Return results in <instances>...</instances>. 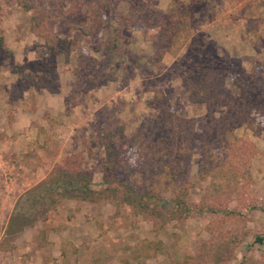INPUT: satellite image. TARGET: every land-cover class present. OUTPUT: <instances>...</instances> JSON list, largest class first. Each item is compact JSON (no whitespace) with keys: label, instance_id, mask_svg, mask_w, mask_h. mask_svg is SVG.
Listing matches in <instances>:
<instances>
[{"label":"rangeland","instance_id":"obj_1","mask_svg":"<svg viewBox=\"0 0 264 264\" xmlns=\"http://www.w3.org/2000/svg\"><path fill=\"white\" fill-rule=\"evenodd\" d=\"M20 1L32 6L0 0V264H264V243L255 239L264 237L260 109L254 112L256 125L236 130L255 147L251 181L232 178L228 186L223 178H200L194 148L187 199L193 211L186 218L158 230L152 218L134 214L120 198L90 202L55 196L51 206L49 201L38 206L50 208L32 225L6 233L21 198L58 166L81 168L95 189L103 188L99 184L110 159L99 136L118 123L126 141L114 146L117 176L131 181L126 163H138L148 143L171 135L149 122L146 138H138L142 123L159 113L150 102H168L183 118L203 116L207 108L182 84L181 67L224 66L225 92L238 94L244 84L264 87V0L115 1L118 14L137 20L130 25L98 17L106 0ZM151 13L161 15L160 21L153 17L147 26L146 19L138 20ZM170 24L179 27L163 36ZM75 70H82L80 76ZM45 93L65 94L64 111L45 112L38 101ZM221 110L217 107L216 114ZM160 192L167 199L160 206L167 209L174 191L170 186ZM210 206L242 215L213 212Z\"/></svg>","mask_w":264,"mask_h":264},{"label":"trees","instance_id":"obj_2","mask_svg":"<svg viewBox=\"0 0 264 264\" xmlns=\"http://www.w3.org/2000/svg\"><path fill=\"white\" fill-rule=\"evenodd\" d=\"M18 1L25 9L32 6L29 2ZM115 1L117 0L104 1L97 10L98 17L121 18L129 25L135 23L137 20H128L116 12ZM55 13L59 14L62 11L57 10ZM150 15L151 18H144L142 15L138 20L146 19L148 23L146 25L149 26L150 19L156 17L154 20L157 23L162 17L153 13ZM171 27L179 26L170 24L161 31L162 35L170 36L174 33L175 30ZM3 42L4 38L0 36V49ZM94 47L100 49L97 44ZM84 53V50H81V54ZM85 58L92 63L96 62V58L92 56L86 55ZM92 63L88 65L90 70L93 67ZM217 69L209 66L205 69L192 68L188 65L179 69L182 84L190 90L193 101L205 104L207 108V112L201 117L183 118L176 114V109L171 108L168 102L163 105L150 102L153 107H159L160 110L155 118L142 123L138 138H146L145 128L149 122L168 128L171 135L148 143L143 152V159L138 163L137 160L136 163L135 161L126 163L127 171L134 175L131 181L127 183L117 176L120 161L115 160L117 152L114 146L117 142L123 144L126 141L124 127L118 123L114 129L107 128L99 136V141L106 147L107 157L110 159L103 180L99 184L104 186L103 188L95 189L96 184L92 176L81 168L66 169L58 166L45 180L21 198L18 203L20 206L18 205L11 216L6 233L16 234L26 226L32 225L50 208L41 210L38 206L45 207L46 201H49L48 206H51L56 201L55 196L90 202H97L106 197L120 198L134 208V214L152 218L158 230L174 219L186 218L193 211L187 200L191 185L188 175L190 160L196 147L200 155L198 163L200 178H223L226 179L228 186L231 185L232 178L249 183L252 177L249 159L255 147L238 137L236 130L243 125L250 127L256 125L255 111L260 109V112L264 113V87L244 84L238 86L240 91L238 94L225 92L220 80L228 70L224 66ZM75 72L80 76L82 70ZM96 76H100V73ZM219 106L224 110L217 115L216 108ZM260 127L261 125L257 126V129ZM170 186L174 194L169 199V207L163 209L160 203L166 202L167 199L160 196V191H167ZM37 208L39 212L36 211ZM208 209L213 212L225 211L227 214L242 215L241 211L234 209L217 210L211 206ZM255 239L258 243H264V237L260 234L256 235ZM157 249L159 246H156L155 250Z\"/></svg>","mask_w":264,"mask_h":264},{"label":"crops","instance_id":"obj_3","mask_svg":"<svg viewBox=\"0 0 264 264\" xmlns=\"http://www.w3.org/2000/svg\"><path fill=\"white\" fill-rule=\"evenodd\" d=\"M22 42H16V46H15V49H18L20 46H21ZM66 99V95L65 94H61V93H51V94H48V93H45L44 95H42L40 98H39V106L44 109V111L46 112L47 110L52 112L54 111L55 109L58 111H64V101ZM21 118V116H20ZM19 119V117H18ZM18 122V121H17ZM23 125V124H21ZM25 125H27L25 123ZM19 127V126H17ZM21 128H23V126H20ZM7 142V141H6ZM16 143V142H15ZM4 144V143H2ZM11 145V144H10ZM16 146V144H15ZM18 147V146H17Z\"/></svg>","mask_w":264,"mask_h":264}]
</instances>
